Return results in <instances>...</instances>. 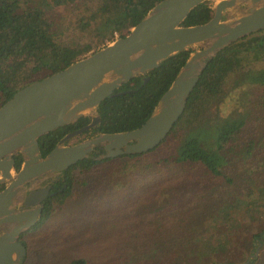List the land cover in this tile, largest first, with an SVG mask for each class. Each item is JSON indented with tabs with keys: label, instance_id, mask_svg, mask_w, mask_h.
I'll use <instances>...</instances> for the list:
<instances>
[{
	"label": "trees",
	"instance_id": "16d2710c",
	"mask_svg": "<svg viewBox=\"0 0 264 264\" xmlns=\"http://www.w3.org/2000/svg\"><path fill=\"white\" fill-rule=\"evenodd\" d=\"M156 1L0 0V105L20 87L95 50L115 33L125 35ZM57 5H71L66 24L48 12ZM212 14L211 1L204 0L182 24L201 23ZM69 29L77 34L65 35ZM191 49L171 54L115 88L97 106L100 122L82 133L142 124ZM263 59L264 28L217 51L182 113L155 146L103 158L83 157L66 167L55 179L53 193L43 200L40 220L19 235L26 248L19 264H264V255L256 253L264 245V184L250 189L245 198L224 197L207 213L196 204L205 193L206 186L200 184L206 181L198 180V189L180 186L188 178L230 179L223 170L228 152L242 157L251 153L253 139L247 145L233 139L243 131L247 115L237 107L227 115L219 110L232 77L234 86L245 82L264 86V66L255 67ZM89 120L90 115H81L41 134L42 155L66 132ZM208 127L213 136L212 132L205 136ZM13 156L18 169L23 156L19 151ZM76 192L85 201L54 216ZM198 226L217 229L209 237L208 259L201 263L191 239L186 240ZM251 227L252 250L240 260L242 238Z\"/></svg>",
	"mask_w": 264,
	"mask_h": 264
},
{
	"label": "water",
	"instance_id": "95a60500",
	"mask_svg": "<svg viewBox=\"0 0 264 264\" xmlns=\"http://www.w3.org/2000/svg\"><path fill=\"white\" fill-rule=\"evenodd\" d=\"M202 1H156L125 35L25 84L0 105V184H4L0 189V264H19L26 251L19 235L40 220L43 200L53 193L52 184L66 167L83 157L103 158L155 146L182 113L189 93L217 51L264 28V0H210L213 14L208 20L182 24ZM238 5L242 11L224 16L225 10ZM189 46L192 49L184 63L142 124L69 142L100 122L97 106L115 88ZM85 114L90 115L89 122L66 132L42 155L41 134ZM16 151L23 156L18 169Z\"/></svg>",
	"mask_w": 264,
	"mask_h": 264
},
{
	"label": "rangeland",
	"instance_id": "374dc122",
	"mask_svg": "<svg viewBox=\"0 0 264 264\" xmlns=\"http://www.w3.org/2000/svg\"><path fill=\"white\" fill-rule=\"evenodd\" d=\"M212 1V0H211ZM71 5H57L53 9H49L48 12L56 21H65L71 16ZM243 10V6L238 5L231 7L224 12L225 17L233 16ZM65 19V20H64ZM77 34L76 29H69L65 31V35L71 37L73 34ZM108 41V40H107ZM100 46V45H99ZM200 45H195L198 47ZM264 66V59L255 63V67ZM233 77L228 81V94L224 97L220 104V113L227 115L233 108L237 107L239 110L244 111L247 115V123L244 126L243 131L238 135H234L233 139H237L241 144L247 145L251 139H253V145L251 153L248 157H242L236 155L234 152H228V158L224 163L223 170L225 174L230 178L225 177L210 179L208 181L205 177H197L196 180L186 179L180 186L181 188L198 189L200 185L206 186L204 195L197 200V206L200 209H205L206 213L216 207V202L222 200L224 197L229 196L231 198L239 196L245 198V193H248L250 189L254 191L258 190L262 184H264V86L260 84L243 83L238 86L233 85ZM209 132H214L212 129L205 128V136H209ZM89 134H79L69 142H74ZM208 141H212V137L207 138ZM195 175H199L198 169L192 170ZM206 181L200 184V181ZM200 184V185H199ZM85 201V197L76 192L75 195L70 196L65 205L61 209L54 211V216H60L64 214L71 207ZM205 213V214H206ZM197 232H189L186 236L191 239V244L196 248L195 252L200 255L197 259L198 263L202 260H207L206 252L209 244V237L214 235L217 229L209 226H198ZM254 229L251 227L246 229V234L242 238V248L238 259L244 260L246 256L250 255L252 247L250 245V235ZM31 233V232H29ZM256 253L264 255V245L257 247ZM237 258V256H236Z\"/></svg>",
	"mask_w": 264,
	"mask_h": 264
},
{
	"label": "flooded vegetation",
	"instance_id": "af4514ba",
	"mask_svg": "<svg viewBox=\"0 0 264 264\" xmlns=\"http://www.w3.org/2000/svg\"><path fill=\"white\" fill-rule=\"evenodd\" d=\"M53 184H54V182H53ZM53 184H52V186H53ZM3 187V186H2ZM52 188V187H51ZM0 189H1V187H0ZM50 191H51V189H50ZM53 192V191H52Z\"/></svg>",
	"mask_w": 264,
	"mask_h": 264
},
{
	"label": "built area",
	"instance_id": "2783aa9c",
	"mask_svg": "<svg viewBox=\"0 0 264 264\" xmlns=\"http://www.w3.org/2000/svg\"><path fill=\"white\" fill-rule=\"evenodd\" d=\"M118 34L117 33H115V36H117Z\"/></svg>",
	"mask_w": 264,
	"mask_h": 264
}]
</instances>
